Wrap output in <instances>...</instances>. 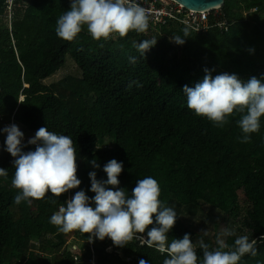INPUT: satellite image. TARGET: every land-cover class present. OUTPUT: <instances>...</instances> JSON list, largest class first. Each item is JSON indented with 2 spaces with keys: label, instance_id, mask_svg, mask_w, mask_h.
<instances>
[{
  "label": "trees",
  "instance_id": "obj_1",
  "mask_svg": "<svg viewBox=\"0 0 264 264\" xmlns=\"http://www.w3.org/2000/svg\"><path fill=\"white\" fill-rule=\"evenodd\" d=\"M7 1L0 0V130L16 124L24 133L23 151L35 149L25 133L41 127L70 136L81 184L60 197L49 191L43 199L15 203V158L5 150L6 133L0 131V168L8 172L7 179L0 177V264H46V254L52 255L51 264H139L141 259L163 264L167 253L138 239L124 247L107 237L89 242L88 234L61 233L49 222L76 191L94 196L88 173L107 180L103 167L112 159L123 163L119 187L129 196L139 179L158 181L160 200L177 214L169 242L190 234L198 264L201 239L211 250L221 236L231 248L240 235L257 240V255L245 254L239 264H264V116L250 142L241 143L240 114L216 127L187 107L183 92L185 85L203 80L205 68L213 77L225 72L244 81L264 77V0H225L222 11L233 22L228 31L215 27L184 38L182 29L165 27L162 34L130 31L97 41L85 27L72 42L55 31L71 0H15L13 21L5 23ZM177 36L185 42L175 43ZM152 38L157 43L142 56L133 42ZM67 55L81 73H70ZM60 70L66 71L60 80L50 79ZM206 212L217 223L213 238L183 217ZM225 229L235 235L222 236ZM72 235L80 241L78 255L62 250ZM143 235L147 238V230Z\"/></svg>",
  "mask_w": 264,
  "mask_h": 264
},
{
  "label": "clouds",
  "instance_id": "obj_2",
  "mask_svg": "<svg viewBox=\"0 0 264 264\" xmlns=\"http://www.w3.org/2000/svg\"><path fill=\"white\" fill-rule=\"evenodd\" d=\"M223 6L224 4L212 10L221 8L222 11ZM7 13L6 8L1 17L5 19ZM85 27L97 41L107 40L113 34L123 38L130 31L146 33L149 28V12L136 0H71L70 10L57 19V36L72 42ZM188 35L186 28L184 38ZM184 38L177 36L172 40L183 44ZM133 43L143 56L155 46L157 39ZM129 59L131 63L136 62L135 57ZM75 69H78L77 73H81L78 64H75ZM204 71L206 74L202 81L197 82L194 87H183L187 107L197 116L206 117L216 127H223L228 123V117L240 114L237 124L244 135L238 139L241 143L250 142V134L260 130V118L264 116V77L252 76L244 81L236 74L225 72L213 77L212 70L205 68ZM65 72L60 70L50 79L58 81ZM60 73L61 77L55 79ZM0 131L7 134L5 150L15 158L12 162L14 178L11 181L12 187L19 190L14 198L15 203H30V198L43 199L49 191L53 196L60 197L81 184L77 177L76 150L70 136L58 135L41 127L27 141L28 144L35 145V149L23 151L24 133L16 124L6 125ZM90 163L94 168L100 167L95 159ZM122 170L123 163L112 159L103 167L107 180L97 179L96 171H90V191L95 195L89 197L84 190L76 191L66 201V206H60L50 217L49 222L61 233L79 231L88 234L89 242L107 237L115 246L124 247L133 239H138L142 245L155 248L161 254L167 253L169 258L163 264H198L190 234L186 233L182 239L174 238L169 242L168 233L175 225L177 214L172 208L165 207L160 200L161 188L158 181L151 176L139 179L129 196L124 188L119 187L118 177ZM0 177L7 179V169L0 168ZM153 224L156 226L149 229ZM146 230L147 238L143 235ZM202 231L205 236L208 234L207 230ZM221 235L233 236L235 231L225 229ZM256 244V239L249 240L247 235H240L230 248L221 236H217V246L210 250L209 245L201 239L199 247L203 249L202 264H239L245 254L253 257L257 255ZM45 256L46 264H51L52 255ZM139 264H148V261L141 259Z\"/></svg>",
  "mask_w": 264,
  "mask_h": 264
},
{
  "label": "built area",
  "instance_id": "obj_3",
  "mask_svg": "<svg viewBox=\"0 0 264 264\" xmlns=\"http://www.w3.org/2000/svg\"><path fill=\"white\" fill-rule=\"evenodd\" d=\"M149 12V28L145 33L151 35L154 32L162 34L163 28L188 29V32L206 33L212 28L228 31L232 22L221 11V8L213 10H195L185 7L177 0H136ZM7 16L4 19L9 23L13 21L15 11L14 0L7 2ZM252 8L251 11H256ZM247 14V13H246ZM93 264H96L92 261Z\"/></svg>",
  "mask_w": 264,
  "mask_h": 264
},
{
  "label": "rangeland",
  "instance_id": "obj_4",
  "mask_svg": "<svg viewBox=\"0 0 264 264\" xmlns=\"http://www.w3.org/2000/svg\"><path fill=\"white\" fill-rule=\"evenodd\" d=\"M169 53H170V55H172L174 53V50L169 48ZM67 57L70 58L67 61V68L68 69L71 68V70H70V73H71L75 70V64L76 63L73 60H71L72 58L70 55H67ZM61 75H62V73L56 75L54 78L59 79L61 77ZM34 136H35L34 133H30V132L25 133V137H27V138H32ZM101 145H104V144H101ZM105 145H107V146L111 145V140L107 139V141L105 142ZM183 217L187 221H189L187 223L190 226H198V227H202L204 230H207V232L209 234V238H213L214 234L217 232V223L210 221L209 214L207 212L206 213H198V214L184 213ZM238 226L239 225H236L234 228L236 229ZM79 243H80V241L77 240L76 237H74L73 235L69 236L67 238L65 245H63L62 250L72 249L73 252L76 255H78L80 252V248L78 247ZM75 264H78V262H76ZM90 264H93V262Z\"/></svg>",
  "mask_w": 264,
  "mask_h": 264
},
{
  "label": "water",
  "instance_id": "obj_5",
  "mask_svg": "<svg viewBox=\"0 0 264 264\" xmlns=\"http://www.w3.org/2000/svg\"><path fill=\"white\" fill-rule=\"evenodd\" d=\"M185 7L195 10H212L224 4L225 0H177Z\"/></svg>",
  "mask_w": 264,
  "mask_h": 264
}]
</instances>
